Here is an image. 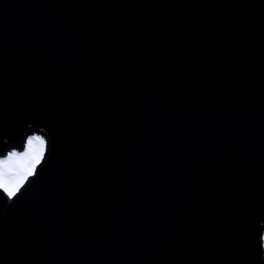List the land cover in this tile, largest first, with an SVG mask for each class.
I'll return each mask as SVG.
<instances>
[{
	"label": "water",
	"instance_id": "1",
	"mask_svg": "<svg viewBox=\"0 0 264 264\" xmlns=\"http://www.w3.org/2000/svg\"><path fill=\"white\" fill-rule=\"evenodd\" d=\"M0 264H264V0H0Z\"/></svg>",
	"mask_w": 264,
	"mask_h": 264
},
{
	"label": "snow or ice",
	"instance_id": "2",
	"mask_svg": "<svg viewBox=\"0 0 264 264\" xmlns=\"http://www.w3.org/2000/svg\"><path fill=\"white\" fill-rule=\"evenodd\" d=\"M45 151V140L40 136L28 138L22 152L12 151L0 159V191L9 199L16 197L25 181L33 176Z\"/></svg>",
	"mask_w": 264,
	"mask_h": 264
},
{
	"label": "rangeland",
	"instance_id": "3",
	"mask_svg": "<svg viewBox=\"0 0 264 264\" xmlns=\"http://www.w3.org/2000/svg\"><path fill=\"white\" fill-rule=\"evenodd\" d=\"M32 136H40V135H38L37 133H33L32 135L28 136V138H30V137H32ZM40 137H42V138L45 140V148H46V139H45L43 136H40ZM28 138L26 139V142H27ZM26 142H25V146H26ZM12 151L22 152V151H20L19 148H10L9 151L7 152V154H6L5 156H3V157H0V159L5 158V157L8 155V153H9V152H12ZM44 152H45V151H44ZM26 181H27V180H26ZM26 181H25V182H26ZM263 242H264V235H263ZM263 251H264V243H263Z\"/></svg>",
	"mask_w": 264,
	"mask_h": 264
},
{
	"label": "trees",
	"instance_id": "4",
	"mask_svg": "<svg viewBox=\"0 0 264 264\" xmlns=\"http://www.w3.org/2000/svg\"><path fill=\"white\" fill-rule=\"evenodd\" d=\"M24 147H25V142H23L21 148H20V151H23L24 150Z\"/></svg>",
	"mask_w": 264,
	"mask_h": 264
}]
</instances>
